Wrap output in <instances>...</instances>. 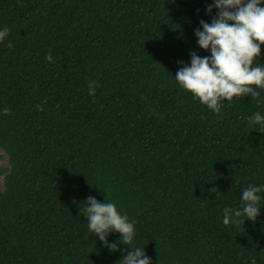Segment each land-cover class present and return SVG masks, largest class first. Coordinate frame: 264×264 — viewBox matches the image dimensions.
Listing matches in <instances>:
<instances>
[{"label": "trees", "instance_id": "obj_1", "mask_svg": "<svg viewBox=\"0 0 264 264\" xmlns=\"http://www.w3.org/2000/svg\"><path fill=\"white\" fill-rule=\"evenodd\" d=\"M206 2L0 0V264H119L128 246L89 233L88 195L135 221L151 264H264V205L235 225L221 211L264 183L248 119L264 90L214 113L173 78L208 54L193 31Z\"/></svg>", "mask_w": 264, "mask_h": 264}, {"label": "clouds", "instance_id": "obj_2", "mask_svg": "<svg viewBox=\"0 0 264 264\" xmlns=\"http://www.w3.org/2000/svg\"><path fill=\"white\" fill-rule=\"evenodd\" d=\"M205 11L210 20L200 19L199 27L193 31L196 44L208 54L191 51L188 62L179 61L180 66L172 77L194 99L218 113L223 100L231 101L242 96L255 98L260 95V90H264V63L260 62L264 44V0H210L205 3ZM8 33L6 25L0 26V41L6 40ZM45 59L52 60L50 52L45 54ZM94 83L89 82V93L95 91ZM256 103L260 104L261 100L257 99ZM0 112L8 113L9 108L2 107ZM248 119L264 128V113L254 111ZM110 191L106 186L105 192ZM103 196L102 201L93 195L83 201L89 233L110 251L116 250L118 244L107 240V236L119 233L118 242L128 246L118 260L119 264H151L145 247L134 243L135 221L129 219L114 200ZM261 205H264V183H249L240 191L238 206L225 205L222 208V223L235 225L246 219L255 220Z\"/></svg>", "mask_w": 264, "mask_h": 264}, {"label": "rangeland", "instance_id": "obj_3", "mask_svg": "<svg viewBox=\"0 0 264 264\" xmlns=\"http://www.w3.org/2000/svg\"><path fill=\"white\" fill-rule=\"evenodd\" d=\"M7 166L6 154L0 149V169ZM3 172H0V185L2 186Z\"/></svg>", "mask_w": 264, "mask_h": 264}, {"label": "water", "instance_id": "obj_4", "mask_svg": "<svg viewBox=\"0 0 264 264\" xmlns=\"http://www.w3.org/2000/svg\"><path fill=\"white\" fill-rule=\"evenodd\" d=\"M199 2H200V4H201V0H199ZM202 11L206 12L204 8H202ZM213 12H215V11H213Z\"/></svg>", "mask_w": 264, "mask_h": 264}, {"label": "bare ground", "instance_id": "obj_5", "mask_svg": "<svg viewBox=\"0 0 264 264\" xmlns=\"http://www.w3.org/2000/svg\"><path fill=\"white\" fill-rule=\"evenodd\" d=\"M122 132V131H121ZM128 132V131H127ZM86 133V132H85ZM87 137V136H86ZM79 138V137H78ZM76 147V146H75Z\"/></svg>", "mask_w": 264, "mask_h": 264}]
</instances>
